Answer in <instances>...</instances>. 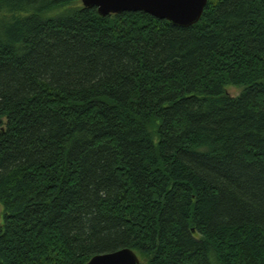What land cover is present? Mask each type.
<instances>
[{"label":"trees","instance_id":"trees-1","mask_svg":"<svg viewBox=\"0 0 264 264\" xmlns=\"http://www.w3.org/2000/svg\"><path fill=\"white\" fill-rule=\"evenodd\" d=\"M78 2L0 0V264H264V0Z\"/></svg>","mask_w":264,"mask_h":264},{"label":"water","instance_id":"water-1","mask_svg":"<svg viewBox=\"0 0 264 264\" xmlns=\"http://www.w3.org/2000/svg\"><path fill=\"white\" fill-rule=\"evenodd\" d=\"M83 7H95L100 16L141 11L176 26L197 23L208 0H80ZM85 264H143L130 248L94 255Z\"/></svg>","mask_w":264,"mask_h":264},{"label":"rangeland","instance_id":"rangeland-1","mask_svg":"<svg viewBox=\"0 0 264 264\" xmlns=\"http://www.w3.org/2000/svg\"><path fill=\"white\" fill-rule=\"evenodd\" d=\"M78 5H82L81 4V1L76 3V6ZM242 88H239V87H234V86H228L226 88V92L231 95V96H237L239 95V93L241 92ZM0 212H1V207H0ZM0 219H1V216H0ZM143 262V264H145V262L143 260H141Z\"/></svg>","mask_w":264,"mask_h":264}]
</instances>
